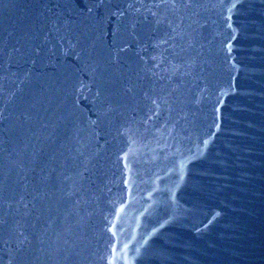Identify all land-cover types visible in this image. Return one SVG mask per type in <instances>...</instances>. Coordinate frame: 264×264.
<instances>
[{
  "label": "water",
  "instance_id": "water-1",
  "mask_svg": "<svg viewBox=\"0 0 264 264\" xmlns=\"http://www.w3.org/2000/svg\"><path fill=\"white\" fill-rule=\"evenodd\" d=\"M0 264H264V0H0Z\"/></svg>",
  "mask_w": 264,
  "mask_h": 264
}]
</instances>
